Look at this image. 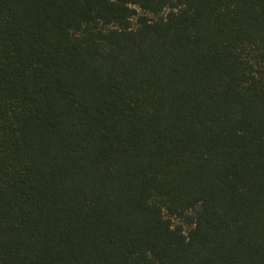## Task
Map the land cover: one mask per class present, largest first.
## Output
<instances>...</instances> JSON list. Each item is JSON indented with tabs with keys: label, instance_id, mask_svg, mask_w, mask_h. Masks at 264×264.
Segmentation results:
<instances>
[{
	"label": "trees",
	"instance_id": "16d2710c",
	"mask_svg": "<svg viewBox=\"0 0 264 264\" xmlns=\"http://www.w3.org/2000/svg\"><path fill=\"white\" fill-rule=\"evenodd\" d=\"M0 264H264V0H0Z\"/></svg>",
	"mask_w": 264,
	"mask_h": 264
}]
</instances>
